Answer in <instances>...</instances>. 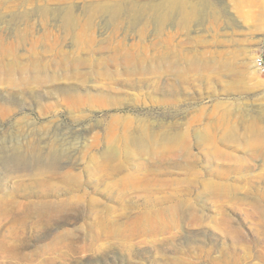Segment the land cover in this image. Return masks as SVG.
<instances>
[{
	"label": "rangeland",
	"instance_id": "rangeland-1",
	"mask_svg": "<svg viewBox=\"0 0 264 264\" xmlns=\"http://www.w3.org/2000/svg\"><path fill=\"white\" fill-rule=\"evenodd\" d=\"M170 1L0 0V264H264V0Z\"/></svg>",
	"mask_w": 264,
	"mask_h": 264
},
{
	"label": "bare ground",
	"instance_id": "bare-ground-1",
	"mask_svg": "<svg viewBox=\"0 0 264 264\" xmlns=\"http://www.w3.org/2000/svg\"><path fill=\"white\" fill-rule=\"evenodd\" d=\"M168 6H169V9L176 10L177 17L179 18L178 19L179 22L185 26H187L191 20L196 19L197 8L191 0H172V1H170V4ZM155 12H156V10L154 11V13ZM164 14L165 13L157 14V16H156L157 23H163L166 20L164 18ZM114 15H116V14H114ZM165 15L167 16V14H165ZM65 18L71 19L70 16L65 17ZM63 153H64V151L62 149L59 151V150L54 148V145L49 146L46 151H43L40 147H38V145H35V146H29L25 154L21 153L20 151L19 152L17 151L13 154L12 157H13V160L16 163H18L19 165H23L26 167L32 166L33 168H36V169H38V166H40L41 163H43L42 167L43 168L47 167V169H49L47 172L45 171V174L52 177L55 173L53 170L56 169L57 167H59V164L62 160ZM34 172H36V170ZM36 174H37V172H36ZM40 175H41V173H40ZM29 176H31V175H29Z\"/></svg>",
	"mask_w": 264,
	"mask_h": 264
},
{
	"label": "built area",
	"instance_id": "built-area-1",
	"mask_svg": "<svg viewBox=\"0 0 264 264\" xmlns=\"http://www.w3.org/2000/svg\"><path fill=\"white\" fill-rule=\"evenodd\" d=\"M255 64L260 70H264V63L262 62L261 58H257L255 60Z\"/></svg>",
	"mask_w": 264,
	"mask_h": 264
}]
</instances>
